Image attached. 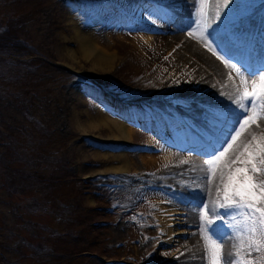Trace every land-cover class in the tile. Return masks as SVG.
<instances>
[{
  "label": "rangeland",
  "instance_id": "374dc122",
  "mask_svg": "<svg viewBox=\"0 0 264 264\" xmlns=\"http://www.w3.org/2000/svg\"><path fill=\"white\" fill-rule=\"evenodd\" d=\"M186 2L16 0L0 4V22L3 24L6 14L23 15L28 22L27 41L42 54L31 53L18 59L25 63L35 57L43 59L47 66L45 75L49 77L50 69V74L57 80L55 85H49V99L41 96L38 116L46 118L55 129L51 146L59 148L69 161L67 166L45 163L43 169L48 174L60 175L62 179L66 177L65 183L74 191L64 183L63 187L65 185L69 192L63 194L61 187L57 186L52 195L65 199L71 207V214L61 222L46 214L37 219L61 230L71 225L76 229L78 223L84 228L81 230L83 235L77 234V237L66 240L58 238L55 242L47 230L38 228L36 232L39 235L33 238L28 230L21 227L23 219L32 216L22 212L17 204L18 197L11 196L3 187L0 173V241L13 247L15 244L22 246L20 252L0 247L1 264H45L34 260L31 249L20 238L22 236L33 242L53 245L57 251L69 250L60 264L73 263L68 262V256L80 257L85 264H179L176 258L194 231L195 227H191L194 224H181L184 221L181 216L179 228L185 232L179 241L175 245L159 246L152 243L157 230L154 215L162 206L169 210L177 209L181 214L186 211L187 218L189 211L197 208L198 204L196 199L180 195L159 181L157 175L194 156L203 161L206 157L197 152H203L208 142L201 135L211 138L213 131L218 132L223 126V121L219 122V114L227 113L228 119L235 107L229 101L224 111L202 104L194 105L195 96L204 89L201 82L196 83L197 78H207L208 73L198 56L185 52L180 44L186 36L199 40L188 35L194 8L193 11L186 10ZM216 5L222 7L220 0ZM241 18H251L255 26L245 31L236 29L235 25ZM213 26L217 31L214 40L226 45L235 59L256 64L264 57V0H233ZM75 27L90 34L95 51L110 53V63L96 66L93 56L97 52L85 57L77 50L78 43L73 37ZM177 35L184 38L178 41ZM225 72L224 87L229 94H234L238 77L227 67ZM209 84L213 88L223 87L221 81L212 79H209ZM213 96L226 99L220 94L214 93ZM20 111L19 105L12 101L1 104L0 127L10 123L15 128L17 120L22 121ZM98 113L105 115L109 122L128 123L133 132L125 146L118 148L107 140L110 123L87 128L84 132L80 130V126L90 122ZM215 122L220 123L218 128ZM249 128L258 136L264 133V124L260 127L249 125ZM182 131L202 143L198 150L195 149L197 152L183 147L185 143L179 138ZM62 140L65 147L59 146ZM169 145L172 155L162 157L159 164L146 167L140 161V154L157 156L162 153V148L167 149ZM105 152L128 153L127 159L134 163V170L114 171L108 168L113 165L108 156L103 155ZM91 178L95 183L92 181L84 186L82 179L88 181ZM73 180L81 181L75 185ZM217 186L223 187L220 183ZM70 196L77 198L70 201ZM14 206L17 211L13 210ZM224 231L227 233L224 251L235 256L234 245H238L242 238L234 237L231 229L225 228ZM5 233L10 237L6 238ZM93 237L102 241L97 240L98 244L90 245L89 239ZM80 250L88 255L79 256L82 254L78 253ZM193 258H199L198 264H204L203 257Z\"/></svg>",
  "mask_w": 264,
  "mask_h": 264
},
{
  "label": "snow or ice",
  "instance_id": "6c2138e0",
  "mask_svg": "<svg viewBox=\"0 0 264 264\" xmlns=\"http://www.w3.org/2000/svg\"><path fill=\"white\" fill-rule=\"evenodd\" d=\"M232 2L220 0L222 7L211 9L207 7L209 0H193L188 31L239 80L234 94L220 93L235 107L202 152L206 157L201 166L205 187L214 180L223 186L216 187L215 201L198 205L202 259L204 264H264V133L258 136L249 132L251 139L241 138L249 125L264 124V57L256 64L237 60L216 43L209 31ZM225 228L242 238L234 245L235 256L224 251Z\"/></svg>",
  "mask_w": 264,
  "mask_h": 264
},
{
  "label": "trees",
  "instance_id": "16d2710c",
  "mask_svg": "<svg viewBox=\"0 0 264 264\" xmlns=\"http://www.w3.org/2000/svg\"><path fill=\"white\" fill-rule=\"evenodd\" d=\"M14 1L16 0H0V4L6 5V3H13ZM3 18V24L0 22V105L7 103V101L19 105L22 119L21 122L17 120L15 128L10 123L0 127V173L3 187L11 196L18 197L17 204L22 212L32 217L36 216L34 219L32 217L23 219L21 226L22 229L28 230L29 235L33 238L39 235L36 232L38 228L47 230L51 234L49 237L54 242L58 238L66 240L68 237H77V234L83 235L84 233L81 230L84 228L80 223H78L76 229H73L75 227L71 225L66 227L65 230L64 228L61 230L37 219L40 215L46 214L52 215L53 218L61 222L62 219H67L71 214L69 211L71 207L66 204L65 199L52 195L57 186L61 187L63 194L69 192L65 185L63 187V184L67 182L64 180L66 177L62 179L60 175L48 174L43 169L45 163L67 166L69 161L63 157L64 153L62 154L59 148L51 146L54 140L51 138L52 131L55 129L51 127V124H48L49 121L46 118L38 116L40 103L42 102L41 96L49 99V85H55L57 80L55 75L50 74V69H48L50 72L48 73L49 77L46 76L47 66L43 59L35 57L28 59L26 63L18 59L31 53L34 55L41 54L35 50L34 45L29 44L27 41L26 37L29 36L27 31L28 22H25L24 16L6 14ZM104 76L107 77V75ZM59 146L65 147V142L62 140ZM82 180L84 186L85 184L88 186L92 181H95L92 178L88 181L86 179ZM80 181L75 182L73 180V183L79 185ZM65 184L70 187L68 183ZM70 189L73 190L71 187ZM69 198L71 201L77 197L70 196ZM13 210L17 211L16 206L13 207ZM8 233H12V231H8ZM8 233L4 234L6 238L10 237ZM20 238L31 249L34 260L41 263L55 262V264H60L65 257L64 255H67L65 253L69 251H57L53 245L33 242L30 238L23 236ZM97 240L102 241L99 237L90 238V245L98 244ZM4 244L0 241V247L11 249L13 252H20L22 248L18 244H15L14 247L10 244L6 246ZM78 253H82L79 256L88 255L83 250ZM68 257V262L74 261L71 264H76L75 259L77 264H85L80 257Z\"/></svg>",
  "mask_w": 264,
  "mask_h": 264
},
{
  "label": "bare ground",
  "instance_id": "6f19581e",
  "mask_svg": "<svg viewBox=\"0 0 264 264\" xmlns=\"http://www.w3.org/2000/svg\"><path fill=\"white\" fill-rule=\"evenodd\" d=\"M216 4H217V0H209L207 7L214 9L217 6ZM186 6H187L186 10L189 9V11H193V0H187ZM213 19H215V17H213ZM253 25L254 24L252 23L251 18H241V20L239 21V24L235 25V28L238 30L245 31L246 28L253 27ZM209 31L211 35L214 36L212 37L213 39L217 38L215 35L217 31L214 29L213 25L209 29ZM74 32H75L74 33L75 35L73 37L78 43L77 50L80 53H83L85 57H88L96 49L94 43L92 42V38L90 34L87 31H84V29H81L79 27H75ZM178 38H179L178 41H181V38L183 39L184 36L179 35ZM180 44L185 49L184 50L185 52L193 56L195 54L198 56V58L200 59V63L201 64L203 63V68H205V71L208 73L206 76L207 78L204 77L203 79H198L196 77L197 78L196 83L201 82L203 84L204 89L201 88L203 89V91L199 92L198 95L195 96L194 105L202 104V105H205L206 107L211 106V107H214L216 110L224 111L225 104L229 100L227 98L226 99L217 98L213 95L214 93L220 94L222 91L225 93H228L226 90L227 89L226 86L224 87V83L227 79L226 72H225L226 71L225 65L221 61L217 60L216 57L213 56L211 52H209L205 48L204 44L200 40H191L187 38L186 36L184 40L180 42ZM221 45H222V49L228 52V47H226V45H224L223 43H221ZM228 53L230 55V52ZM110 57L111 55L109 52L105 50H101L100 52H97L93 56V63L96 66L106 65L110 63V60H111ZM209 79L210 80L212 79L213 81H217V82L221 81L223 87L220 89H219V86L213 88V86L209 84ZM216 90H219V91L217 92ZM209 93H212L213 95H207ZM222 97H225V96H222ZM224 100L225 102H222ZM226 114L227 113L219 114V120H220L219 122L226 120ZM219 122H215V125L217 126V128L220 126ZM108 123H110L108 127L110 129V133L108 134L107 140H109V142L112 141V144L118 148L121 147L122 145L125 146V143L127 144V142L130 141V135L133 132L132 128H130L129 125H127L128 123L126 122L124 123L120 121L109 122L106 116L103 115L102 113H98L94 115L93 119H91L90 122L86 123L85 125L80 126V130L84 132L86 131L87 128L91 129L92 127L95 128V127H98L99 125L108 124ZM250 128H248L242 133L241 138H244L245 136H247V138L248 137L251 138V135H249V132L251 131L249 130ZM179 133H180L179 138L181 139L183 143H185L183 147H185L187 151L197 152L195 149L198 150L200 148V145H202V143H199L195 138L190 136L188 132L182 131ZM216 133L217 132L213 131L212 133L213 135L209 139H207L203 135H201V137L205 141L208 142L209 140L215 138ZM251 133H254V131H251ZM169 143H172V142H169ZM167 147H168L167 149L162 148V153L160 151L161 154L157 156L156 155L155 156H143L140 154L139 159L146 167L147 166L150 167V165H157L159 164V161L163 160V158H168L169 156L172 155L170 145ZM149 148L152 149V147L148 146V149ZM197 153L202 154V151L199 150V152ZM103 155L105 157L108 156V159L110 160L109 162H112V165H113L108 168L114 171H124V170L130 171L132 169L134 170V163L131 161V159L130 160L127 159L129 157L128 153L118 152L117 154H112V153L105 152ZM185 160L188 161L187 164L178 163V164H175L173 167L166 169L164 172L159 173L157 175V178L159 179V181L161 180L163 183L167 184L168 186H171L172 189L178 191V193H182L184 196H188L192 200L196 199L195 202H197L198 205H201V202L210 203V202L215 201L217 197L216 187L219 181L214 180L212 185L205 187L206 181L203 179L204 172L202 171V168H201L203 161L199 159L198 156L197 157L194 156V157H191L190 159H185ZM185 185H187V187H185ZM179 212L180 211H178L177 209L171 208L169 210V209H165L162 206L160 207L159 210L156 211V214L154 215V218H155L154 221L157 226V227L155 226L157 230H156V236L154 238L155 241L153 240L152 243H155L156 245H159V246L172 245L174 243H177L176 241H179L180 237L185 232V230H182L181 228H179V226L181 224H186V225L194 224V225H191V227L192 226L195 227L194 231H192L189 234V240L186 241V244H184V246L181 249V255L176 259H177V262H179V264L180 263L183 264V262L198 264L199 261L197 259L199 258L195 260L193 257H203L204 256V243L199 234V208L198 206L197 208H192L189 211V216L187 218L185 217L187 214L186 211L182 212V214ZM181 216H183L184 219ZM181 219H183L184 221L181 222L180 224ZM189 258H192L194 260H189Z\"/></svg>",
  "mask_w": 264,
  "mask_h": 264
}]
</instances>
